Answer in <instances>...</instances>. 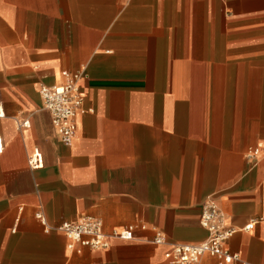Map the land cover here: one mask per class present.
<instances>
[{
  "label": "crops",
  "instance_id": "1",
  "mask_svg": "<svg viewBox=\"0 0 264 264\" xmlns=\"http://www.w3.org/2000/svg\"><path fill=\"white\" fill-rule=\"evenodd\" d=\"M65 70L84 72L92 110L69 147L39 94ZM0 103V264H169L152 228L204 240L208 197L236 229L264 217V0H0ZM37 212L50 227L89 214L105 232L147 228L69 255ZM226 246L264 264V220Z\"/></svg>",
  "mask_w": 264,
  "mask_h": 264
},
{
  "label": "built area",
  "instance_id": "2",
  "mask_svg": "<svg viewBox=\"0 0 264 264\" xmlns=\"http://www.w3.org/2000/svg\"><path fill=\"white\" fill-rule=\"evenodd\" d=\"M64 81L60 85H45L39 87L42 107L49 112L53 127L56 129L61 142L71 146L76 134V117L91 109L84 108L85 93L80 82L84 77L83 71H63ZM4 117L0 103V119ZM28 126L27 121L17 123V129ZM262 144L248 149L246 158L256 163L262 153ZM3 152V141L0 133V155ZM30 168L35 169L42 164V155L38 150L32 151L27 159ZM44 231L52 228L61 232L67 239L69 255L80 253L83 248L104 250L110 247L112 239L130 240L136 229H146V225L131 223L122 229H112L105 232L102 220L94 215H83L78 221H63L55 227H50L42 212L35 214ZM264 217L249 221L244 227L236 229L227 224L226 216L212 197L204 200L199 218L200 226L207 232V237L198 243H170L163 231L153 227L152 243L166 246L163 258L169 264H200L202 257L210 256L218 259L220 264H250L243 261L237 253L231 252L226 243L237 231H250Z\"/></svg>",
  "mask_w": 264,
  "mask_h": 264
}]
</instances>
